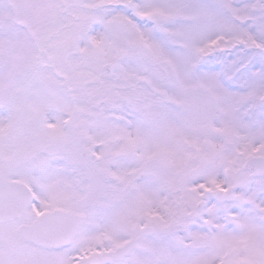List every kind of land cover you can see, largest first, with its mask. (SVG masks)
Returning <instances> with one entry per match:
<instances>
[{"label": "snow or ice", "instance_id": "obj_1", "mask_svg": "<svg viewBox=\"0 0 264 264\" xmlns=\"http://www.w3.org/2000/svg\"><path fill=\"white\" fill-rule=\"evenodd\" d=\"M0 264H264V0H0Z\"/></svg>", "mask_w": 264, "mask_h": 264}]
</instances>
